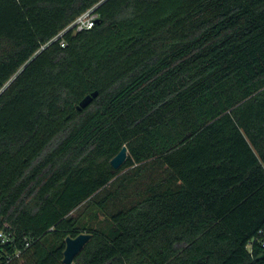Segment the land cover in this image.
Wrapping results in <instances>:
<instances>
[{
  "label": "trees",
  "instance_id": "trees-1",
  "mask_svg": "<svg viewBox=\"0 0 264 264\" xmlns=\"http://www.w3.org/2000/svg\"><path fill=\"white\" fill-rule=\"evenodd\" d=\"M93 8L92 29L62 34ZM154 163L167 176L93 228ZM3 223L0 251H22L8 264H64L82 233L74 264H256L264 0H0Z\"/></svg>",
  "mask_w": 264,
  "mask_h": 264
},
{
  "label": "built area",
  "instance_id": "built-area-1",
  "mask_svg": "<svg viewBox=\"0 0 264 264\" xmlns=\"http://www.w3.org/2000/svg\"><path fill=\"white\" fill-rule=\"evenodd\" d=\"M96 8H93L83 15L79 16L76 21L70 25L62 34L73 30L74 34L79 33L85 30L92 29L97 20L99 19V15L95 12ZM62 36V35H61ZM66 41H61V46L66 47ZM16 241V231L9 223L0 224V247L6 245H13ZM31 245L30 241H27L25 244V248H28ZM260 250L262 253H256V251ZM247 250L252 258L258 259L256 264H264V229L259 232V235L252 239L248 245ZM14 255V256H13ZM1 260H6V263H10L14 259H22V251L18 250L14 254H9L8 251H0Z\"/></svg>",
  "mask_w": 264,
  "mask_h": 264
},
{
  "label": "rangeland",
  "instance_id": "rangeland-1",
  "mask_svg": "<svg viewBox=\"0 0 264 264\" xmlns=\"http://www.w3.org/2000/svg\"><path fill=\"white\" fill-rule=\"evenodd\" d=\"M134 170L131 168H127L124 172H122L119 176L133 175ZM167 176L165 168L159 166L158 164L154 163L146 167L145 174L135 182L131 183L128 186L126 191H122L119 197L111 203L105 213H101L99 220L93 221L91 225L93 228H103L107 224V219H109L110 215L115 211L119 210L120 208H125L126 206L131 203L132 199L134 198V191L137 188L138 190L146 188L148 185H151ZM120 182L116 184L119 185ZM115 187L109 186L108 189L113 190ZM128 195V196H126ZM127 199V200H126ZM98 212L97 209L92 207L89 203L84 205L80 208L74 215L78 216L79 214H88L92 212Z\"/></svg>",
  "mask_w": 264,
  "mask_h": 264
},
{
  "label": "water",
  "instance_id": "water-1",
  "mask_svg": "<svg viewBox=\"0 0 264 264\" xmlns=\"http://www.w3.org/2000/svg\"><path fill=\"white\" fill-rule=\"evenodd\" d=\"M99 95L94 92L86 96L79 104L78 109L81 110L89 106L95 98ZM129 155L128 148L124 146L121 151L111 160V165L118 170L127 160ZM92 239V235L82 233L76 238L68 237L66 239V249L64 251V264H74L76 257L83 251L88 242Z\"/></svg>",
  "mask_w": 264,
  "mask_h": 264
}]
</instances>
